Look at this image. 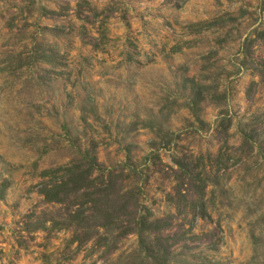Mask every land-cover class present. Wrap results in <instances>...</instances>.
Returning a JSON list of instances; mask_svg holds the SVG:
<instances>
[{"label":"rangeland","instance_id":"rangeland-1","mask_svg":"<svg viewBox=\"0 0 264 264\" xmlns=\"http://www.w3.org/2000/svg\"><path fill=\"white\" fill-rule=\"evenodd\" d=\"M86 152L115 208L131 198L126 215L154 219L175 213L176 162L203 157L212 221L192 234L222 241L179 247L174 264H264L263 0H0V264H146L136 234L93 230L76 252L73 230H35L67 218L36 193L37 174Z\"/></svg>","mask_w":264,"mask_h":264},{"label":"trees","instance_id":"trees-1","mask_svg":"<svg viewBox=\"0 0 264 264\" xmlns=\"http://www.w3.org/2000/svg\"><path fill=\"white\" fill-rule=\"evenodd\" d=\"M209 26L210 24H202L198 27L207 28ZM194 27L196 26H190L189 29ZM106 42L108 39L102 30L97 41L98 44L92 45V49L98 51ZM181 50L182 46L177 45L171 49V52L176 54ZM41 61L52 67L60 66L57 55L42 53ZM244 141L246 144L248 143V140L245 139ZM226 143L225 139L216 158L218 163L223 156L222 149L226 147ZM210 158L209 155L206 157V159ZM203 160V157H199L193 162H186L183 158L176 162L174 194L168 197L175 213L163 219H154L150 210L146 208H143V214L133 212L132 215H126L125 212L131 203V198L115 208L110 202L109 194L114 182L104 178L95 156H91L89 152L68 165L42 170L37 174L40 181L35 186L36 193L46 204L63 206L67 218L60 227L56 226L59 224L54 220L39 221L35 230L44 231L47 234L58 229L73 230L69 244L76 245V252L89 244L99 229H104L105 232L109 231L110 233L120 231L116 240L130 234H136L139 238L140 248L146 255V264H174V250L195 242L204 243L206 241L208 247L217 250L222 238L217 237L216 234L210 233L200 237L192 234L194 223L197 220L212 221L205 201V191L208 184L207 178L204 176ZM219 166L222 167L223 165L220 164ZM8 187L7 181L0 185V201L4 200ZM121 215L125 219L124 224L120 220ZM176 218L189 225L187 232L180 233L178 230V232L174 230ZM49 222L52 225L47 227L46 224ZM108 242L109 240L105 236L99 237L95 241V246L108 247ZM111 251L110 248L107 252ZM199 260L201 263L197 262ZM192 261L189 264H217L207 258H195L194 256Z\"/></svg>","mask_w":264,"mask_h":264}]
</instances>
